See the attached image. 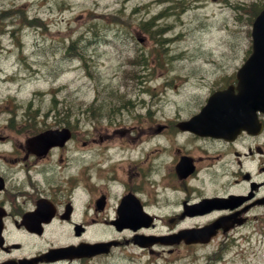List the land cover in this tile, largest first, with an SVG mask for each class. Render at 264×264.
<instances>
[{
	"label": "rangeland",
	"instance_id": "374dc122",
	"mask_svg": "<svg viewBox=\"0 0 264 264\" xmlns=\"http://www.w3.org/2000/svg\"><path fill=\"white\" fill-rule=\"evenodd\" d=\"M263 2L0 0V135L5 139L26 136L32 126H23L21 114L35 115L38 125L46 115H59L74 131L67 146L76 155V149L82 147L83 162L105 157L111 146L135 147L143 135L138 132L149 123L155 125V120H146V116L141 120L138 114H142V105L151 106L157 121L165 123L174 105L171 99L184 81L179 73L186 71L182 75L190 74L191 80L200 82L199 70L194 67L189 71L191 62L215 57L208 60L222 62L226 71L239 63L240 56L250 48L249 18ZM146 20L147 30L141 29V22ZM154 30L160 32V39L152 36ZM136 33L143 36L142 43L135 39ZM140 52L147 57L140 65L143 71L132 64ZM113 88L114 99L108 96ZM96 93L111 99V104L126 100L124 120L117 118L108 124L106 117H91L96 125L93 127L83 114L77 123L69 110L74 112L81 103L86 104L82 107L86 109ZM166 96L171 99L166 100ZM183 97L179 96L180 104ZM157 105L163 107L166 116H161ZM46 123H52V118H47ZM19 128L22 135L14 133ZM119 128L130 133L110 138V132ZM129 136L136 138L127 139ZM80 141L85 143L81 145ZM70 157L63 158V162H73ZM98 186L108 191L105 182L99 181ZM75 200L79 205L86 197L76 194ZM199 221L183 220V224ZM164 222H157L156 231L167 228ZM102 225L97 230L90 228L81 237L67 227L64 234L49 238L51 242L77 243L83 237L123 235L107 224L102 229ZM260 229L243 227V239L238 237L235 246L226 249H216L212 244H155L146 248L124 245L107 256L70 264H264V230Z\"/></svg>",
	"mask_w": 264,
	"mask_h": 264
},
{
	"label": "flooded vegetation",
	"instance_id": "af4514ba",
	"mask_svg": "<svg viewBox=\"0 0 264 264\" xmlns=\"http://www.w3.org/2000/svg\"><path fill=\"white\" fill-rule=\"evenodd\" d=\"M238 64L229 71L216 64L208 74L196 67L200 82L183 83L177 87L174 98L165 97L174 103L169 117L163 107L157 105L167 122H158L155 110L148 104L142 105L141 120L146 116V120H155V125L149 123L138 132L143 135L135 147L111 146L105 157L92 158L93 161L83 162L82 147L76 149L77 155L72 154L67 146L74 134L70 127V137L62 145L50 146L43 152L30 147L29 137L44 129L67 127V123L59 115H46L38 125L35 115L21 114L23 126L26 123L32 126L31 131L14 139L0 135V262H84L85 258L51 259L46 254L53 245L51 234H61L67 227L74 232L77 224L81 227L78 236H83L90 228L97 230L102 223V229L107 224L117 233L125 231L126 236H119L126 240L124 245L138 248L146 246L130 242L135 232L166 234L212 223L215 231L206 244L226 249L235 246L238 237L243 239V227L264 229V110L255 108L252 100L243 102L240 98L235 73ZM194 67H189V71ZM183 73H179L182 80L192 79V75ZM230 85L233 87L230 93L216 98L215 104L219 107L213 109L219 114L214 120H220L227 131L215 133L183 129L178 125L180 121L196 117L215 91ZM181 94L185 100L180 104ZM118 101L116 105L108 103L105 111L98 110L106 104L103 100L100 103L92 100L91 105L105 115L109 124L117 118L124 120L122 112L127 102ZM83 112L80 107L72 118L79 123ZM49 117L52 123H46ZM211 117L208 110L199 120L207 121ZM17 132L14 133L23 134L20 128ZM129 133L119 128L109 136L113 138L118 134L123 138ZM84 143L80 141L81 145ZM68 155L73 162L64 163L63 158ZM99 181L105 182L108 191L99 188ZM76 194L85 196V202L77 205ZM125 195L132 197L125 206V215L143 216L149 222L135 232L129 227L116 231L111 223L119 216ZM99 197L102 203H97ZM203 200L206 201L201 203ZM190 219L201 221L183 224V220ZM217 219L223 220L216 223ZM160 220H167L168 227L156 231ZM176 244L202 245L183 241Z\"/></svg>",
	"mask_w": 264,
	"mask_h": 264
},
{
	"label": "water",
	"instance_id": "95a60500",
	"mask_svg": "<svg viewBox=\"0 0 264 264\" xmlns=\"http://www.w3.org/2000/svg\"><path fill=\"white\" fill-rule=\"evenodd\" d=\"M251 36V54L246 58L242 66L239 67L236 76L238 78V86L243 91V95L241 96L243 102L252 98L254 107L264 109V6L252 22ZM219 96L218 91L209 98L207 105L198 114L199 117L208 114L209 107L212 109L215 103L213 101ZM190 121L194 129H199L204 123L193 121L192 119ZM191 122L188 121L187 123L191 124ZM214 130L223 131L224 129L222 127H217L214 128ZM65 137H67V132L64 129L62 131H44L31 139L30 144L34 147H47L54 143H61ZM141 221L142 219L139 217H120L114 222L118 227H121L123 225L135 226ZM207 228L208 226H203L200 228L181 230L174 234L173 237H170L168 241L173 242L180 238H184L187 242L205 241L209 236ZM152 241L151 239L140 241V243H151ZM108 244L109 242L81 243L75 247L69 245L60 247L57 250L63 252V255H90L106 250V245Z\"/></svg>",
	"mask_w": 264,
	"mask_h": 264
},
{
	"label": "trees",
	"instance_id": "16d2710c",
	"mask_svg": "<svg viewBox=\"0 0 264 264\" xmlns=\"http://www.w3.org/2000/svg\"><path fill=\"white\" fill-rule=\"evenodd\" d=\"M253 9V8H252ZM251 9V10H252ZM257 10L256 9H253V14H255V12H256ZM144 23V21L141 23V28L142 29H145V27L148 25V23H149V21H145V23L144 24H146L145 26H142V24ZM147 30V29H146ZM152 34H153V36H156V35H154V34H157V35H159L160 34V32L159 31H157V30H154V32H152ZM159 37V36H158ZM159 39H160V37H159ZM140 55L141 54H139L138 56H137V60L138 61H141V60H143V59H140ZM139 63V62H138ZM113 96H115V94H112ZM124 102H126V101H124Z\"/></svg>",
	"mask_w": 264,
	"mask_h": 264
}]
</instances>
